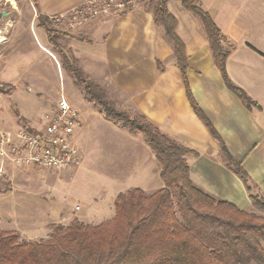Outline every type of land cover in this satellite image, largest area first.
<instances>
[{
	"label": "crops",
	"instance_id": "1",
	"mask_svg": "<svg viewBox=\"0 0 264 264\" xmlns=\"http://www.w3.org/2000/svg\"><path fill=\"white\" fill-rule=\"evenodd\" d=\"M86 1L16 0L18 13H8L7 18L0 20V32L4 41L9 32L15 40L29 29L35 41L42 39L49 48L57 44L53 51L60 54L63 61L71 59L68 54L77 59L87 71L84 73L108 92L118 109L142 114L161 133L198 153L196 157H186L195 188L217 202L254 212L242 182L225 168L219 145L190 108L172 44L154 22L151 2L121 15L102 16L70 28L69 20L63 15ZM199 3L222 35L234 45L225 65L229 80L258 108L248 110L226 88L213 65L200 22L180 2L167 0V10L176 20L175 33L186 54L187 81L196 103L228 152L241 164L264 198V0H199ZM39 17L49 22L53 18L59 20H52L50 27H46L47 21L41 25ZM95 52L96 58L93 57ZM81 120L77 131L87 129L84 127L87 119L82 115ZM118 129L120 138L133 148L135 171H144L142 177L135 173L130 179L135 184L127 188H138L146 193L148 186L142 181L147 176H158L159 166L140 136L121 127ZM75 145L80 151L77 141ZM81 167L82 163L75 173ZM82 217L86 219L87 215Z\"/></svg>",
	"mask_w": 264,
	"mask_h": 264
},
{
	"label": "trees",
	"instance_id": "2",
	"mask_svg": "<svg viewBox=\"0 0 264 264\" xmlns=\"http://www.w3.org/2000/svg\"><path fill=\"white\" fill-rule=\"evenodd\" d=\"M176 1L200 22L213 65L226 88L248 110L258 108L226 74V60L234 45L222 35L199 0ZM150 2L155 24L172 44L193 114L219 145L222 163L242 182L252 207L264 211V198L257 185L230 155L191 93L184 46L175 33L176 20L167 10V0ZM38 19L41 25L47 21ZM71 69L100 113L120 123L123 130L140 136L150 148L163 187L152 194L138 188L119 193L110 219L91 225L73 218L66 227L53 226L46 242H20L17 233L1 232L0 264H264V217L217 202L195 188L186 157L198 153L161 133L142 114L136 113L130 119L126 112L117 111L97 85L86 82L74 66Z\"/></svg>",
	"mask_w": 264,
	"mask_h": 264
},
{
	"label": "rangeland",
	"instance_id": "3",
	"mask_svg": "<svg viewBox=\"0 0 264 264\" xmlns=\"http://www.w3.org/2000/svg\"><path fill=\"white\" fill-rule=\"evenodd\" d=\"M15 12L18 13L9 11L10 15ZM51 22L47 20L46 27ZM32 32L28 29L15 40L9 32L0 44V82L8 84L1 101L0 125L11 131L38 127L62 98L88 122L86 130L72 132V141H77L82 154V167L77 173L78 167L49 172L2 163L5 172L0 175V233H17L18 240L25 243L46 242L53 226L66 227L73 218L91 225L110 219L116 196L135 184L130 180L135 173L142 177L144 172L135 171L133 148L117 134L120 123L102 116L99 106L88 99L82 83L74 77L71 66L86 82L97 85L105 93L106 101L121 112L108 92L84 73L87 71L77 59L68 54L72 60L63 61L53 51L57 44L49 48L42 39L35 41ZM93 57H97V52ZM126 114L130 119L136 115ZM154 176L142 181L148 186L146 194L163 187L159 174ZM254 212L264 217V211L254 209ZM84 214L86 219L82 217Z\"/></svg>",
	"mask_w": 264,
	"mask_h": 264
},
{
	"label": "built area",
	"instance_id": "4",
	"mask_svg": "<svg viewBox=\"0 0 264 264\" xmlns=\"http://www.w3.org/2000/svg\"><path fill=\"white\" fill-rule=\"evenodd\" d=\"M150 0H88L68 12L69 27L75 28L99 17L125 12L144 6ZM16 10V0H0V13ZM57 22L59 18H53ZM51 20V21H52ZM3 37L0 32V44ZM8 86L0 82V107ZM82 125L80 113L64 98L38 127H20L15 131L0 125V175L2 163L22 168L61 172L80 166V151L72 141V132Z\"/></svg>",
	"mask_w": 264,
	"mask_h": 264
},
{
	"label": "water",
	"instance_id": "5",
	"mask_svg": "<svg viewBox=\"0 0 264 264\" xmlns=\"http://www.w3.org/2000/svg\"><path fill=\"white\" fill-rule=\"evenodd\" d=\"M7 17H8V13H6V12L0 13V20L5 19Z\"/></svg>",
	"mask_w": 264,
	"mask_h": 264
},
{
	"label": "bare ground",
	"instance_id": "6",
	"mask_svg": "<svg viewBox=\"0 0 264 264\" xmlns=\"http://www.w3.org/2000/svg\"><path fill=\"white\" fill-rule=\"evenodd\" d=\"M4 40V39H3Z\"/></svg>",
	"mask_w": 264,
	"mask_h": 264
}]
</instances>
